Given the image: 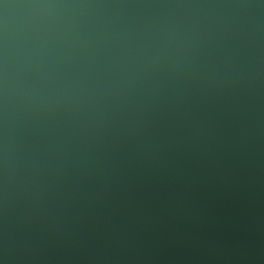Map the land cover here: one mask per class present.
<instances>
[{
  "label": "water",
  "instance_id": "1",
  "mask_svg": "<svg viewBox=\"0 0 264 264\" xmlns=\"http://www.w3.org/2000/svg\"><path fill=\"white\" fill-rule=\"evenodd\" d=\"M0 264H264V0H0Z\"/></svg>",
  "mask_w": 264,
  "mask_h": 264
}]
</instances>
